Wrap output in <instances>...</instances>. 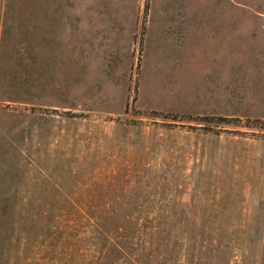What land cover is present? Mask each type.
Masks as SVG:
<instances>
[{
  "label": "rangeland",
  "instance_id": "rangeland-1",
  "mask_svg": "<svg viewBox=\"0 0 264 264\" xmlns=\"http://www.w3.org/2000/svg\"><path fill=\"white\" fill-rule=\"evenodd\" d=\"M126 218L142 264H264V0H0V264Z\"/></svg>",
  "mask_w": 264,
  "mask_h": 264
},
{
  "label": "trees",
  "instance_id": "trees-1",
  "mask_svg": "<svg viewBox=\"0 0 264 264\" xmlns=\"http://www.w3.org/2000/svg\"><path fill=\"white\" fill-rule=\"evenodd\" d=\"M103 222V220L94 222V226L106 241L105 250L101 251V264L110 260L120 264L122 258L129 259L131 264H142L141 260L134 256L135 250L148 247L150 239L155 234L151 229V222L126 218L118 222L114 221L113 231L107 230ZM114 254L117 258H114Z\"/></svg>",
  "mask_w": 264,
  "mask_h": 264
}]
</instances>
